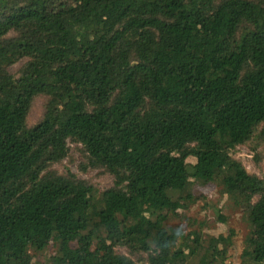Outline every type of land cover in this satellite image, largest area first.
Here are the masks:
<instances>
[{
  "label": "trees",
  "instance_id": "obj_1",
  "mask_svg": "<svg viewBox=\"0 0 264 264\" xmlns=\"http://www.w3.org/2000/svg\"><path fill=\"white\" fill-rule=\"evenodd\" d=\"M253 140L264 142V0H0V264H228L231 233L191 252L199 231L169 224V202L215 183L248 236L264 235V174L231 157ZM69 142L110 186L52 168ZM54 236L75 240L72 253L36 260Z\"/></svg>",
  "mask_w": 264,
  "mask_h": 264
},
{
  "label": "rangeland",
  "instance_id": "obj_2",
  "mask_svg": "<svg viewBox=\"0 0 264 264\" xmlns=\"http://www.w3.org/2000/svg\"><path fill=\"white\" fill-rule=\"evenodd\" d=\"M18 66L19 63L12 65L11 70L15 71ZM44 102V96L34 98L28 114L29 124H34L42 117ZM220 116L226 120L229 129H234L240 124L239 113L229 105L220 110ZM261 127L262 124L259 129ZM257 142L253 140L238 145L231 153V157L235 161H241L250 172L261 176L264 174V142ZM69 145L70 155L61 162L53 164L52 168L59 172L69 168L79 177L92 181L100 189L112 184V174L104 169L91 168L81 171L79 164L84 161V158L79 150L80 145L72 142H69ZM206 146L210 149V157H223L213 142H209ZM167 199L168 196H165L163 201ZM170 199L169 203L177 214L168 220L169 224L181 225L186 232L191 229L199 231L194 239H188L186 242L191 252L200 239L207 240L215 234L223 238L231 233L233 243L229 249L228 264H240L243 259L259 260L264 257V235L248 236L249 225L245 219L244 210L233 206L230 200L221 194L219 185L215 183L195 185L191 193L186 196V206H184L185 200L178 198L177 193H174ZM85 209L86 206H81L80 212L83 213ZM219 214L223 215L225 220H220ZM181 215H187L193 219L192 224H187ZM77 227L78 224L74 222L73 231H76ZM75 245V240L62 241L54 236L45 248L38 251L30 250V252L36 260L43 262L50 254H71ZM117 250L125 252L123 247H117Z\"/></svg>",
  "mask_w": 264,
  "mask_h": 264
}]
</instances>
